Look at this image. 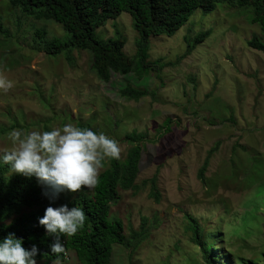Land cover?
Listing matches in <instances>:
<instances>
[{"label": "rangeland", "instance_id": "rangeland-1", "mask_svg": "<svg viewBox=\"0 0 264 264\" xmlns=\"http://www.w3.org/2000/svg\"><path fill=\"white\" fill-rule=\"evenodd\" d=\"M0 23L11 35L0 36V73L13 81L0 91V152L12 147L6 135L12 129L75 123L117 140L124 160L132 146L127 136L144 135L140 189H120L111 206V218L123 221L131 242L115 247L112 264H206L187 217L201 223L220 259L218 249L225 251L218 264H264V54L247 45L264 35L247 14L228 6L209 15L198 10L175 36L150 38L149 61L166 64L158 76L112 74L108 83L91 70L87 51L70 59L37 51L35 31L45 28L48 39H63L58 24L25 18L7 0H0ZM204 31L211 36L188 54L187 39ZM117 33L127 39L125 53L135 55L130 14L97 30L102 40ZM127 84L155 97L127 101L120 94ZM218 143L203 182L200 171ZM248 155L260 160L246 161ZM155 177L159 203L151 195ZM135 234H144L141 242ZM69 252L62 264H79Z\"/></svg>", "mask_w": 264, "mask_h": 264}, {"label": "trees", "instance_id": "trees-1", "mask_svg": "<svg viewBox=\"0 0 264 264\" xmlns=\"http://www.w3.org/2000/svg\"><path fill=\"white\" fill-rule=\"evenodd\" d=\"M9 5L18 9L23 17L36 21L46 20L62 27L64 37L47 38L45 28L37 29L32 40L37 51L49 56L65 55L70 59L73 52L87 51L92 55L91 70L102 82L108 83L112 74L123 77L135 75L144 78L151 74L158 76L166 64L162 60L149 61L151 37H173L200 10L203 14L214 13L218 8L228 6L247 14L248 21L257 25L264 35V0H7ZM123 13L133 19V28L138 36L135 41L136 53L129 56L124 49L127 39L120 33L114 38L102 40L97 30L105 27L110 20H116ZM0 36L10 38L8 27L0 23ZM211 36V31L187 39L190 54L196 47ZM247 45L264 54V40L253 37ZM157 73V74H156ZM127 101L139 102L148 96L155 97V92L138 89L127 84L120 92ZM172 120L165 122L168 128ZM83 128L89 126L80 125ZM48 130V129H46ZM131 147L124 160H111L109 167L100 173L99 184L93 188H83L77 193L63 192L55 202H51L43 193L47 191L35 177L28 178L20 174H11L7 166L0 167V240L9 233L23 240L25 248L33 245L39 249L37 261L50 264L55 255L50 252L54 238L46 235L44 227L39 225L47 207H59L67 204L69 208L80 206L86 214L85 226L73 237H65L66 250L76 254L79 264H112L114 249L117 245L131 246L126 229L121 219L111 218V206L120 199L119 190H139L137 179L144 152V135L134 132L127 136ZM219 143L210 150L201 171L200 180L206 182L205 173L209 158L217 152ZM249 162L259 161V155L246 156ZM245 161V162H246ZM244 162H240L242 164ZM233 165L236 163L233 162ZM245 165V164H243ZM253 171V170H251ZM237 175V173H236ZM151 195L160 202L156 177L151 180ZM145 184V183H144ZM254 203V202H253ZM248 211L244 213L245 217ZM243 215V216H244ZM244 218H242L244 220ZM188 227L193 242L202 249L206 264H218L224 259L217 253V245L210 242L204 228L193 217H187ZM144 234H135L139 243ZM65 260L61 256V261ZM216 260V262H215Z\"/></svg>", "mask_w": 264, "mask_h": 264}, {"label": "clouds", "instance_id": "clouds-1", "mask_svg": "<svg viewBox=\"0 0 264 264\" xmlns=\"http://www.w3.org/2000/svg\"><path fill=\"white\" fill-rule=\"evenodd\" d=\"M13 81L0 73V91H8ZM12 147L0 152V167L7 166L11 174L35 177L47 189L43 194L55 202L61 193H77L83 188L93 189L99 184L100 172L106 163L121 158L117 140L104 132L65 123L51 130L12 129L7 134ZM39 225L46 235L54 238L50 245L54 264H62L61 256L69 261L64 238L75 236L86 223L82 207L67 204L49 206ZM23 240L9 233L0 240V264H37L39 249L23 246ZM43 262V261H42Z\"/></svg>", "mask_w": 264, "mask_h": 264}]
</instances>
